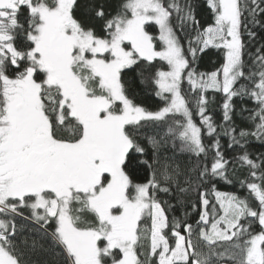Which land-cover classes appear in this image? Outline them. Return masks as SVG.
Returning <instances> with one entry per match:
<instances>
[{
    "label": "snow or ice",
    "instance_id": "snow-or-ice-1",
    "mask_svg": "<svg viewBox=\"0 0 264 264\" xmlns=\"http://www.w3.org/2000/svg\"><path fill=\"white\" fill-rule=\"evenodd\" d=\"M256 27L264 0H0V264H264Z\"/></svg>",
    "mask_w": 264,
    "mask_h": 264
},
{
    "label": "trees",
    "instance_id": "trees-1",
    "mask_svg": "<svg viewBox=\"0 0 264 264\" xmlns=\"http://www.w3.org/2000/svg\"><path fill=\"white\" fill-rule=\"evenodd\" d=\"M197 16L199 19H201V23L204 24L205 21L207 20V16L203 14L202 11L198 10L197 12ZM209 23L211 22L210 20L208 21ZM150 31H152L154 34H156V30L154 28H151ZM253 31H255L257 33V36L259 38L260 42H264V30L260 29L259 27H256L253 29ZM245 40H247V37H245ZM249 51L251 52H255V46H251L249 49ZM245 59H247V57H245ZM222 63V56L220 55L219 52H217V50L215 49H209L208 53L202 56V59L199 61V71H212L215 70L216 68H219L221 66ZM185 87H187V85H185ZM209 95L211 96L212 94L209 93ZM143 99H145L146 103L151 105L155 98H147V97H142ZM216 104L214 105H210L209 107V113L213 116L214 120L219 122L221 120V109L219 107V104L221 102V97L220 94H216ZM245 105L248 108L253 107V104L251 101H245L244 102ZM236 107H237V111L240 108V101L237 100L236 101ZM196 122L199 123V118L196 117ZM237 122H240V118L236 117ZM243 126L245 127H250V125L244 124ZM222 143L225 144L227 143L226 138L222 139ZM249 150L253 153H259V152H264V145H261L259 142H257L254 139L250 138V144H249ZM234 155H236V153L232 152V151H228L227 152V156L229 159H231ZM238 171L236 173V177L239 179H243L244 177H246L248 175L247 170L246 169H242L239 168V166H237ZM235 179V178H234ZM217 188L220 191H225V192H237L238 195L240 196H245L247 193V189L246 188H240L238 182L234 183L232 185L226 184L224 182H217Z\"/></svg>",
    "mask_w": 264,
    "mask_h": 264
}]
</instances>
